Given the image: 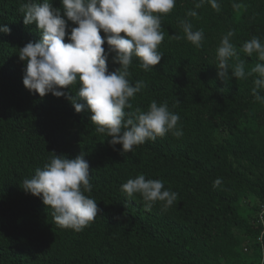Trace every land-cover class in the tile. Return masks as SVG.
<instances>
[{
    "label": "trees",
    "instance_id": "obj_1",
    "mask_svg": "<svg viewBox=\"0 0 264 264\" xmlns=\"http://www.w3.org/2000/svg\"><path fill=\"white\" fill-rule=\"evenodd\" d=\"M28 2L0 0V25L11 28L0 32V264H264V232L258 241L264 229V103L252 92L257 74L247 75L264 61L242 50L252 37L264 43V0H217L219 11L207 0L200 8L199 0H176L170 12L156 13L163 56L148 71L133 57L126 78L144 87L125 112L167 102L183 135L169 132L123 155L122 145L114 150L111 137L96 132L89 109L78 113L65 96L41 97L24 86L19 48L42 38L35 22L23 23L20 8ZM50 2L66 24L77 26L60 0ZM181 21L203 31L201 47L186 39ZM229 31L237 55L228 63L243 62L246 77L222 81L217 49ZM102 47L107 52L106 41ZM113 55L106 61L109 72L120 67ZM79 87L77 77L60 90L76 96ZM53 152L69 159L83 153L89 163L92 191L84 194L97 201L98 213L81 231L56 224L53 209L22 187ZM141 174L162 181L177 201L167 209L156 201L146 210L139 193L127 197L121 185ZM217 178L222 184L213 188Z\"/></svg>",
    "mask_w": 264,
    "mask_h": 264
},
{
    "label": "clouds",
    "instance_id": "obj_2",
    "mask_svg": "<svg viewBox=\"0 0 264 264\" xmlns=\"http://www.w3.org/2000/svg\"><path fill=\"white\" fill-rule=\"evenodd\" d=\"M176 0H60L63 5L64 16L77 26L66 24L60 9L53 7L50 0L33 2L29 0L20 8L23 23H36L41 33V39L29 41L19 48V58L26 61L24 67L23 84L29 90H34L43 97L51 93L56 97L65 96L70 100L76 112L85 108L92 113L91 121L97 125L96 132L111 137L108 143L113 146L120 144L121 155L132 152L133 147L146 142L155 141L171 132L174 136L183 135L182 129L177 127L180 117L171 112L167 102L159 104L153 100L148 110L139 108L126 113L125 108L131 109L129 102L134 94L144 87L143 81H137L135 86L126 78L130 75L129 66L133 57H138L140 68L148 71L157 65L163 56L158 45L164 39L161 31V18L156 13L170 12ZM217 11L220 5L217 0H207ZM205 0L195 4L200 8ZM239 7V5H233ZM189 16L197 13L189 10ZM186 39L196 47H201L203 31L192 30V25L181 21ZM66 28L68 43L64 42ZM105 36L102 38L100 30ZM0 32L9 34L11 28L7 24L0 25ZM125 35H120L121 33ZM234 33L229 31L221 40L217 49L219 63L217 76L222 81L231 77L242 79L246 77L243 62L229 65V58L236 56L237 51L230 37ZM180 37L177 36V39ZM107 42L108 50L102 45ZM244 53L251 56L254 52L260 61H264V43L258 37H252L242 45ZM113 62L120 67L109 72L106 61L109 54ZM232 68L229 74V68ZM257 74L252 89L255 98L264 103V96L259 89H264V63H256L247 75ZM79 77L80 87L76 96L61 91L76 83ZM86 103H78L77 99ZM125 117H128L127 119ZM54 153V152H53ZM80 153L75 158L54 153L50 162L43 169L37 168L34 176L23 181V189L39 197L42 202L53 209V219L61 227L81 231L98 213L97 201L84 193L92 191L89 180V163ZM222 179L213 182V188H218ZM83 189V190H82ZM164 184L158 179H147L143 174L130 178L121 185V191L132 197L139 193L145 201L146 210H150L156 201L165 202L167 209L177 201L178 194L164 189ZM264 223V214L261 215Z\"/></svg>",
    "mask_w": 264,
    "mask_h": 264
},
{
    "label": "built area",
    "instance_id": "obj_3",
    "mask_svg": "<svg viewBox=\"0 0 264 264\" xmlns=\"http://www.w3.org/2000/svg\"><path fill=\"white\" fill-rule=\"evenodd\" d=\"M261 218V216H260ZM264 232V229L262 230V232L260 233L259 237H258V241H262V233ZM247 249V247H245V250Z\"/></svg>",
    "mask_w": 264,
    "mask_h": 264
}]
</instances>
